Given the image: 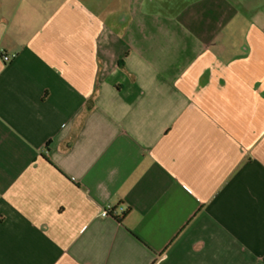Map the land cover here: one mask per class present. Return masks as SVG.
Wrapping results in <instances>:
<instances>
[{
	"label": "crops",
	"instance_id": "obj_1",
	"mask_svg": "<svg viewBox=\"0 0 264 264\" xmlns=\"http://www.w3.org/2000/svg\"><path fill=\"white\" fill-rule=\"evenodd\" d=\"M0 264H264V0H0Z\"/></svg>",
	"mask_w": 264,
	"mask_h": 264
},
{
	"label": "built area",
	"instance_id": "obj_2",
	"mask_svg": "<svg viewBox=\"0 0 264 264\" xmlns=\"http://www.w3.org/2000/svg\"><path fill=\"white\" fill-rule=\"evenodd\" d=\"M13 57L14 56H4V61L5 62H10L12 59H13ZM109 208H106V209H104L103 211H102V213H101V216L102 217H107L108 215H109Z\"/></svg>",
	"mask_w": 264,
	"mask_h": 264
}]
</instances>
